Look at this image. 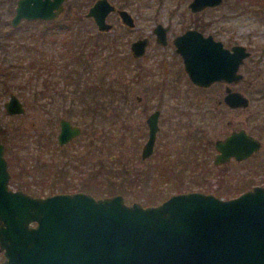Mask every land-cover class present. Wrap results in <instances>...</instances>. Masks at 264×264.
Instances as JSON below:
<instances>
[{"label": "flooded vegetation", "instance_id": "af4514ba", "mask_svg": "<svg viewBox=\"0 0 264 264\" xmlns=\"http://www.w3.org/2000/svg\"><path fill=\"white\" fill-rule=\"evenodd\" d=\"M65 1L64 9L54 19L33 20L51 22L62 19L60 16L65 10ZM107 1L113 6V9L105 17L106 22L110 24L107 29H99L94 19L86 15L93 2L88 6L86 11H81V15H78L84 19H90L91 22L84 20L83 23H92L96 28L95 31L86 32V39L83 40V45L87 43L93 46L94 40L96 39L97 41L95 43L98 44L96 48L109 42L112 50L96 66L91 61V52L86 55L83 54V61L81 64L76 62V65L80 73L84 75L88 74L89 76L93 74L91 69L97 67L98 72H100V75L97 76L102 77L103 75L105 80L108 76V71H110L109 69L111 67L118 69L121 66L120 64H122L121 60H123L122 56L117 55L115 47L121 42V38L117 37L118 27H121L125 34L133 32L129 43V53L126 58V63L132 62V68L130 69L135 71L134 75H136V78L139 76L142 79L146 76V88L144 86V91L146 90V102H143L142 95L137 94L135 97V103L142 104L143 111L141 110V113H145L146 110V137L140 148V159L143 161L146 160V171L150 172L154 168L159 167L161 169V167H165L167 176L164 178L168 182L173 180L179 182L191 180L194 183H199L204 180L205 182H209L210 186L217 189V192H205H212L214 195L223 199L234 198L255 186L264 187V83H254V76L261 72V68H250L247 63L253 57V50H258L260 51V55L253 58L252 62L257 64L256 67H259V63L263 61L261 56L264 54V46L259 45L257 48L254 46L251 49L246 43L232 40L229 37L227 38L213 31V21H199L201 17L199 15L219 5L207 6L202 10L193 11L189 6L191 1L189 0L187 3L189 16L187 17V14L183 15L184 12L180 11L179 13H182L181 16L179 15V18L181 23H184L187 18L190 21L185 22V25H180V30L173 31L172 26L175 25V16L178 10L171 11L172 14L169 16L171 23L170 21L156 19L151 27L148 28L146 23V7H148L146 0ZM230 7L234 8L235 6ZM160 9L161 5L156 8V12L158 13ZM121 10L126 11L130 15V22L123 19L120 13ZM234 10L264 13V6H255V8L238 6ZM141 13L145 16H141ZM64 16L66 17L67 15ZM11 18L8 23L12 28L18 27L24 20L27 21V19H21L13 27L11 25ZM4 21L7 22L5 19ZM158 24L163 29L162 32L161 30L159 31L161 33V39H158V31L156 30ZM113 30L117 32L115 34L116 36H108ZM187 30H196L205 37L210 35L213 40L222 43L221 49L218 50V53L222 56V61L217 63V67H220V70L222 68L224 70L222 77L215 78L209 81L208 84H203L192 80L189 76L184 57L177 50L178 46L176 43V37ZM220 31L227 32L225 28H222ZM107 37H109L110 41H106ZM138 39H145V48L142 54L135 55L132 45ZM236 45H242L244 47L243 51L248 52V54L242 58L237 68L232 70L230 57L235 59L240 53V49H238L236 53L232 54L234 52V46ZM196 48L209 49L210 47L198 48L197 46ZM129 65L127 64V66ZM192 65L196 67L197 61L194 60ZM84 66H89V69H84ZM211 70H213L212 67ZM249 77L252 79H248ZM105 83L107 85L110 83L111 85L114 84L113 81L109 82L108 80H105ZM97 85L100 88V84ZM113 86L118 88V85ZM124 88H126L124 89L125 91H129L128 86H124ZM100 89H97L95 84H80L74 86L66 84L61 88L57 86L51 89L48 88V95H50L51 99L49 104L52 107H50L47 113L51 114H49L51 119L50 124H53V126L51 127V132L45 136L39 133L34 134L36 143L38 142V153H34L32 156H28L27 154L29 152L25 150L28 146L26 140L28 136L25 133L16 134L14 136L16 137V141L11 142L13 141L12 139L7 141L8 138L4 133L0 132V139L4 144V156L9 171V189L15 191L21 190L33 196H45L56 192L52 191L42 194L41 191H38V188L33 189L37 185H40V187L54 185L53 166L56 147L61 150V153L65 157L72 156V159H78L77 163L73 164L74 166H77L79 162H83L84 164L86 162L89 163L87 165L89 174L83 176L84 183L86 179L89 181H97L99 177L101 178L103 164L101 156L97 154L95 156L94 152V155L83 158L79 152L70 154L71 150L68 148L76 144V141L85 135V130H88L86 138H88L91 151H96L99 147L97 140L102 136V132L99 130L101 127L98 128L93 125L98 124V120L102 119L103 107H119L117 101H102V91ZM71 94L73 95L72 101L69 100ZM57 97L60 99L56 100ZM76 98L77 103L74 104V99ZM5 100L0 101L1 108L4 112H6L3 107ZM24 104L26 108V103L24 102ZM87 106L91 109L88 110ZM60 107L63 108L61 109L63 113L59 112ZM25 113L26 111L24 113L8 114L20 115ZM112 114L109 116L113 119L109 120V122L112 120L116 121L123 113L121 111L117 112L115 109ZM154 114L157 127L153 149L152 153L146 156V158H143L142 149L144 143L150 137V121L154 119ZM62 118L68 119L71 124L79 126L80 133L67 142L60 144L58 141V133ZM71 118L75 119V121ZM56 126L58 127V131L55 133L54 129ZM0 127L4 128L1 125ZM125 127L127 128V126ZM142 133L144 134L143 128L139 134ZM81 147L84 153L86 151L85 149L88 148L87 142L83 141ZM12 152L15 154L12 155ZM42 152H50V160H48L46 155L43 156L41 154ZM133 152H136V146L133 147ZM115 157L116 155L111 156L112 159ZM29 160L32 162L31 165H27ZM33 160L35 161L34 163ZM64 163L66 166H69L70 160H65ZM44 165L48 168L46 170L47 173H45L47 174L46 181L45 174L42 177L37 174L40 169H44ZM186 177L189 179H186ZM57 192L69 191L61 190ZM112 194L116 193L113 192L107 195ZM3 260V250H0V262Z\"/></svg>", "mask_w": 264, "mask_h": 264}, {"label": "water", "instance_id": "95a60500", "mask_svg": "<svg viewBox=\"0 0 264 264\" xmlns=\"http://www.w3.org/2000/svg\"><path fill=\"white\" fill-rule=\"evenodd\" d=\"M222 2L191 0L189 6L199 11ZM63 9L64 0H17L11 25L21 19H54ZM111 9L107 0H95L86 15L103 30L110 26L105 17ZM120 13L131 21L126 11ZM156 30L161 39L162 26L158 24ZM176 43L192 80L208 84L223 76V68L217 67L222 61L220 41L187 30L176 37ZM132 48L135 55L142 54L145 39L134 41ZM238 49V57H230L232 70L248 54L242 45L234 46L232 54ZM3 107L9 114L26 111L15 92L8 94ZM153 117L143 158L153 149L157 127ZM79 133V126L60 120V144ZM8 180L0 139V250L4 255L0 264H264L263 186L229 199L201 190L179 191L144 205L128 203L120 193L97 197L74 190L33 196L9 189Z\"/></svg>", "mask_w": 264, "mask_h": 264}, {"label": "rangeland", "instance_id": "374dc122", "mask_svg": "<svg viewBox=\"0 0 264 264\" xmlns=\"http://www.w3.org/2000/svg\"><path fill=\"white\" fill-rule=\"evenodd\" d=\"M93 1L94 0H66L65 10L60 18H64V15H81V11H86L88 6ZM159 1L160 0H146V5L148 6L146 7V23L148 28L151 27L152 23L156 19L170 21L171 23V19L169 16L172 14V10H178L177 15L175 16V25L172 26L173 31L180 30V25H185V22L190 21L187 18L184 23H181V20L179 18V15L181 16L182 12H184L183 15L187 14V17L189 16V10L187 8V3L189 0H162L161 3H159ZM15 2L16 0H0L1 20L4 18L7 22H9L11 16L13 15ZM232 2L233 0H223L222 4L218 7L199 15L201 16L199 18V21H213V31L220 35H224L227 38L229 37L232 40L246 43L251 49H253L254 46L256 48L259 47V45L264 46V13L236 11L230 7L233 6ZM159 5H161V9L157 13L156 8ZM180 11L182 12L179 13ZM141 16L145 15L141 13ZM84 20L86 22H91L90 19H84L82 17L81 24L74 23L72 25V31L69 29H56V36L53 39L48 37L45 40H39L35 37L42 29L44 23H32L30 20L22 21L17 27L18 30L15 34L17 38L20 37V40L27 38L28 44L26 43L25 46L29 47L32 50L31 53L26 54L24 50L20 48V51L18 52H20V56L22 55V57L17 61V63L20 64L18 65L17 75L10 77L8 80H6V82H3L4 73L9 68L14 70V66L9 67L8 64L10 63L8 60L3 64L0 63V101L7 99L10 92H15L26 103L27 109L25 114L9 115L8 113L4 112V110L1 108L0 103V125L4 127V135L8 138L7 141H10V139L13 140L11 142L16 141V137L14 136L20 133H25L28 136V138L26 139L28 146L27 148H25V150H28L29 152V154H27L28 156H32L34 153H38V142L36 143L34 134L39 133L44 134L43 136H45L51 132V127L53 126V124H50L51 114L47 113L43 106V104L47 103L48 107H52L49 104V101L51 100L50 95H48V92L47 95H43L40 93V90L43 88V85L47 80L51 84V87H49L50 89L55 86L61 88L63 85H65L64 78L62 77V72H65V68L61 52H64V49L65 51H67L66 49L68 48L62 44V37L68 35L71 31L75 37L80 36L82 39L86 37V32L88 33L90 31L96 30L92 23L84 24ZM7 22L4 25L6 28H9L10 24ZM221 27L225 28L227 32L220 31L222 29ZM1 28L4 29L3 26H1ZM117 30H119L120 33L119 31L117 33L116 30H113L109 33L108 36H116L115 34L117 33V37L121 38L120 44L118 43V45L115 47L117 50V55L122 56L123 60H121L122 64H120L121 66L118 67V69H116L115 67H111V69H109L110 71H108V76L105 80H108L109 82L113 81L114 84L112 85H118V88H124V86H128V100L117 101V104L119 107H121V109L118 108L116 109V111H121V113L123 114L120 117L116 116L118 117L116 121H106L105 123H102V119H99V123L93 125L94 127H101V129L99 130L102 132L101 138L97 140V142L99 143V147L96 149V151H91V148H89L88 138H86L88 130L84 131L85 135L81 136L76 141V144L67 147L71 150L70 154H73V152H79L80 154H82L81 157L83 158H88L90 157V155H94L95 152V156L96 154L98 156H101L102 162L105 163L104 167L112 168V171L123 170V167L128 168L129 175L126 177L128 180L125 181L127 183L121 185L120 181L114 179V183H109V185H107L106 182L100 177L97 181H89L86 179V182L82 183V181H84L83 176H87L89 174V172L87 171V165L89 163L86 162V164H84L83 162H79L77 166H74L73 164H76L78 159H72V156L65 157L64 154L61 153V150L57 149L56 147L54 152V166L50 165L54 168V185H44L41 187L40 185H37L34 186L33 189L38 188V191H41L42 194H45L47 192L50 193L52 192V190L61 191L60 189L65 182V187L68 188V191L81 189L90 192L97 197L104 196L113 192L120 193L124 196L126 202L130 203L132 201H138L144 205L156 204L168 197L170 194L179 192L177 191L178 189H181L182 191L199 189L201 191L204 190L217 192V189L210 186V183L205 182L204 180L199 183H194L191 180H184L179 182L171 179L173 180L171 182L165 181V176H167L165 167H161V169L157 167L150 172L146 171V160L143 161L140 159V148L146 137V110L144 109L145 113H141V110L143 111L142 104L135 103V97L137 94L142 95L144 100L143 102H146V90L144 91V86L146 88V76L142 79H140L139 76H137L136 78V75H134L135 71L130 69L132 68V62L126 63V58L129 53V43L133 32L125 34L124 30H122L121 27H118ZM32 33L34 35H31ZM10 41L12 45L9 43V48L14 49V45L16 44L15 40L11 39ZM106 41H110L109 37L106 38ZM83 43L84 41L82 39V41H78L76 44L81 46L80 48L85 49V55L91 51L95 53V56L91 58V61L94 62L93 64H95V66L98 65V63L101 62V60L112 50L109 42L102 44L101 47H97L95 50L91 49L93 47L90 44L83 45ZM252 54L253 57L248 60V65L250 66V68H261V72L259 74L255 75L254 73L255 76L253 75L255 77L254 83L263 84L264 54H262L261 56L263 61L259 63V67H256L257 64H254L252 62V59L260 55V51L253 50ZM31 58L37 60L33 65L35 66V68H30V64L28 61ZM38 63H45L46 65L45 67L42 65L40 69V77L35 78V74H37L36 65H38ZM127 64L130 65L127 66ZM68 66L72 67L73 65L72 63H70ZM91 70V72H93L92 76L100 75L97 67H94ZM87 75L88 74H86V76ZM73 76L77 75L75 74ZM248 79L251 80L252 78L249 77ZM68 85L70 84L68 83ZM82 85L85 84L83 83ZM72 86L74 85L72 84ZM56 90L58 89L56 88ZM36 93L39 94V97L34 96V94ZM72 97L73 95L71 94L69 97L70 101H72ZM59 99V97L56 98V100ZM74 101V104H76L77 98L74 99ZM61 109L63 108L60 107L59 112H61ZM103 113L106 116H109L113 113V108L103 107ZM71 119L75 121V119ZM32 123L34 124L32 125ZM125 126H127V128ZM142 128L144 130V134H139ZM57 131L58 127L56 126L54 132L56 133ZM83 141L87 142L88 146V148L85 149L86 151L84 153L81 147ZM134 146H136L135 153L133 152ZM14 154L15 153L12 152V155ZM41 154L43 156L46 155L48 160H50V152H42ZM114 155H116V159L111 158V156ZM46 157L45 160L47 161ZM65 160H70L69 166L67 165L66 167H62V164ZM34 162L35 161L33 160V163ZM31 164L32 162L29 160L27 162V165ZM46 170H48V168L43 170L40 169L39 173L37 174L42 177V175L47 173ZM58 170H63V173H60ZM102 172L103 169L101 168V174ZM44 177L46 181L47 174H45ZM188 177H186V179H189ZM119 178L120 177L118 176V179Z\"/></svg>", "mask_w": 264, "mask_h": 264}, {"label": "trees", "instance_id": "16d2710c", "mask_svg": "<svg viewBox=\"0 0 264 264\" xmlns=\"http://www.w3.org/2000/svg\"><path fill=\"white\" fill-rule=\"evenodd\" d=\"M232 5L235 6L233 9H237L238 6H246V7H251L254 8L255 6H264V0H233ZM255 10V9H254ZM32 23H44V25L42 26V29L39 31V33L35 36L36 39L39 40H45L48 37L50 38H54L55 35V30L56 29H63V30H71L72 29V25L74 23L79 24L82 21V17L80 15H75V16H71V15H67L66 17L59 19V20H55V21H51V22H45V21H41V20H30ZM6 22L4 21V18L1 20L0 19V63H4L5 61H9L10 64H8L9 67H13L14 66V70L13 69H8L3 76V82H6V80H8L10 77L17 75V71H18V64L17 61L19 59H21L22 55L20 56V48H22L24 50V52L26 54L31 53V49L26 45V43L28 44V40L27 38H24L23 40H20L17 36H16V31L18 30V28H12L11 26L9 28L5 27ZM8 23V22H7ZM1 26H3L4 29L1 28ZM72 31V30H71ZM69 32L68 35H65L62 37L61 42L63 45H65L68 49H66L67 51L61 52V56L64 60V68H65V72H62V77L64 78V82L65 85L66 84H70V85H80V84H95L97 89H100L101 92V100L102 101H107V102H114V101H118V100H128V91H125L124 89L126 88H115L113 85L110 84H106L105 80H104V76L102 75V77H98V76H92L93 74L89 75H84L83 73L79 72V69L77 68L76 62L78 64H81V62L83 61V54H84V48H80L81 46L77 45L76 43L78 41H82L85 40L86 38H82L80 36H74L72 34V32ZM31 35H34L33 33ZM30 37V36H29ZM14 38V39H13ZM15 40V45H14V49L13 48H9V43L12 45L10 40ZM95 41H97L96 39L94 40V45L92 46L93 50L96 49V46H98L97 43H95ZM87 44V43H85ZM69 50V51H68ZM14 52V55H13ZM24 53V54H25ZM95 55L94 52L91 51V57H93ZM10 56V57H9ZM37 60H34L33 58H31L28 62L30 64V68H35V66H33L36 63ZM70 63H72V67L68 66ZM42 65L45 67V63L40 64L38 63V65H36V72L37 74H35V78H39L40 77V72H41V67ZM75 66V67H74ZM89 67V66H88ZM88 67L84 66V69H89ZM50 70V69H49ZM77 75V76H73V75ZM1 76V75H0ZM76 77V78H75ZM96 79V80H94ZM97 84H100V88L98 87ZM51 84L49 83V81L47 80L45 82V84L43 85V88L40 90V93L43 95H47L48 92V88ZM8 89V87H7ZM39 94H34L35 97H39ZM44 109L46 111L50 110V107L47 106V103L43 104ZM88 110H90L91 108L88 107ZM105 108V107H104ZM113 108V110L118 109L120 107H111ZM112 116H114L112 114ZM102 117V123H105L106 121H109L113 118H110L111 116H106L104 113L103 115H101ZM87 120V119H86ZM89 121V120H88ZM114 121V120H112ZM0 132L4 133L5 130L4 128L0 127ZM106 133V132H104ZM40 162V161H39ZM105 163L102 164V169L103 172L101 174V179H103L107 185H109V183H114V179L117 181H120V184H126L127 182H125L126 180H128L126 177L129 175V171L128 168L123 167V170H116V171H112V168H105L104 167ZM62 167H66L65 163L63 162ZM44 169H47V167H45L44 165ZM60 173H63V170H58ZM113 172V173H112ZM107 175V176H106ZM118 176L120 177L118 179ZM105 178V179H104ZM116 181V182H117ZM82 183H84L82 181ZM66 183H63V186L60 190H68V188L65 187ZM54 191V190H52ZM177 191H182L181 189H178Z\"/></svg>", "mask_w": 264, "mask_h": 264}]
</instances>
